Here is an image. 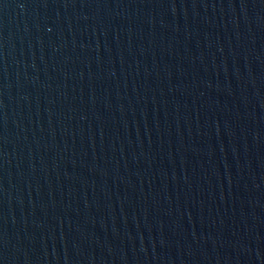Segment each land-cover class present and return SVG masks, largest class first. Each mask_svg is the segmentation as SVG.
Here are the masks:
<instances>
[{
  "label": "water",
  "instance_id": "obj_1",
  "mask_svg": "<svg viewBox=\"0 0 264 264\" xmlns=\"http://www.w3.org/2000/svg\"><path fill=\"white\" fill-rule=\"evenodd\" d=\"M56 0H0V264H33Z\"/></svg>",
  "mask_w": 264,
  "mask_h": 264
}]
</instances>
